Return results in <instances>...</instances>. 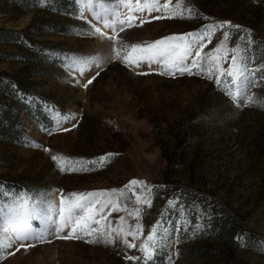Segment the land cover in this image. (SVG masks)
<instances>
[{
  "label": "rangeland",
  "instance_id": "1",
  "mask_svg": "<svg viewBox=\"0 0 264 264\" xmlns=\"http://www.w3.org/2000/svg\"><path fill=\"white\" fill-rule=\"evenodd\" d=\"M75 7L77 17L54 0H0V264H264V0ZM93 13L125 24L113 34ZM205 31L199 66L191 67L196 46L185 62L191 74L143 58L162 37ZM113 43L120 56H109ZM218 44L217 68L203 58ZM129 52L135 63L123 59ZM233 55L256 72L247 102L232 101ZM90 192L86 231L70 236L62 197L66 207L79 199L73 193ZM18 198L40 210L30 219L39 240L12 233L8 209Z\"/></svg>",
  "mask_w": 264,
  "mask_h": 264
},
{
  "label": "snow or ice",
  "instance_id": "2",
  "mask_svg": "<svg viewBox=\"0 0 264 264\" xmlns=\"http://www.w3.org/2000/svg\"><path fill=\"white\" fill-rule=\"evenodd\" d=\"M165 5H167L168 0H164ZM118 3H129V0H118ZM156 3V0H143V4L145 6L153 5ZM136 4L140 5L141 0H136ZM149 11H151V7H149ZM96 16L97 20L103 24L105 29H111L113 34L116 32L118 27H123L125 21H120L118 25L115 21H109L108 19H101L99 15L93 13ZM87 23L91 24L90 21ZM230 24V21H218L211 25L204 26L206 29H214L217 25L220 28H223L224 25ZM239 27V26H235ZM91 29L99 34L101 37H106L109 41H114V35H108L107 32L101 31L99 27L95 24H91ZM204 36H208L211 38V32L205 31L203 35L201 33L196 32H188V33H180V34H173L167 37H162L154 42H152V46L143 50V58L152 61L156 59L159 63H162L165 66V70L169 73V75H173L176 71L180 73H189L190 67L185 65L186 60L191 55V50L194 46L197 47L196 56L191 60V67H197L198 60L201 59V54L199 49L204 47L205 41ZM227 36V33H225ZM138 48L137 45H132V50L135 51ZM221 45H217L216 48L212 49V53H208L203 59H207L210 63H214L215 67H219L218 60L219 55L218 53L221 52ZM112 52H116L115 44L111 45V51L109 52V56H111ZM213 53H216L214 55ZM122 52H116L117 56H120ZM123 59L128 61L129 63H135L136 61L133 59L132 52L123 55ZM232 64L229 66L227 70V76L230 77L231 80V87L236 89L235 95H232V101L235 103L240 99H244L245 102L250 99L247 95V90L250 85L255 84L256 82V72L249 70L246 65H244V58L240 59V62H237V57L233 55L232 57ZM87 62V61H86ZM258 71V70H257ZM212 77L209 76V79ZM90 82V81H89ZM220 82V77H217V83ZM231 95V93H226ZM75 127V125H73ZM110 155V154H106ZM101 162L105 161V156H101ZM52 160L57 162L59 165V161L57 156H52ZM131 184H137L139 181L133 179L130 181ZM115 191V190H112ZM73 196H79V199L72 200L68 203L65 207L63 206V197H62V206L60 209V216L63 220L64 227H71V231L69 235L71 236L72 232L75 231H86V225L88 224V220L93 215V208L91 206V200L86 199L85 197H91L93 200L95 199L94 193H73ZM172 203L171 199L168 201ZM142 203H150V201H142ZM113 208L115 205L113 204ZM80 212L86 213V215H79ZM2 214V213H0ZM32 217H40V210L35 206H29L27 201H24L22 198H18V203L12 205L8 209L7 215V223L11 226V231L14 233L15 238L17 240L24 239L27 240L30 237L36 240H39L41 237L38 235H34V228L33 225L30 223V219ZM157 225H153V228H156ZM140 225H137V231H139ZM61 228L58 226L57 231H60ZM131 234L133 238L136 237V232L132 233H125V235ZM153 232L148 233V238L153 239ZM67 239V237H65ZM167 240V237H161L160 241L153 240V243H162ZM111 243L110 240L106 241ZM123 243L127 247H133V244L127 240H123ZM140 250L144 253V255L148 256V249L145 243L140 244ZM131 259H136V257H131Z\"/></svg>",
  "mask_w": 264,
  "mask_h": 264
},
{
  "label": "trees",
  "instance_id": "3",
  "mask_svg": "<svg viewBox=\"0 0 264 264\" xmlns=\"http://www.w3.org/2000/svg\"><path fill=\"white\" fill-rule=\"evenodd\" d=\"M54 3L56 5H58V7L61 9V10H64V11H69L70 13H73V15L75 17H77L79 14H81L82 12L79 11L78 8H68V5L72 3V0H54ZM70 20V19H69ZM71 21V20H70ZM75 22L77 23H82L84 22V19L83 18H78L77 20H75ZM58 30H62L64 31L66 29L65 25L62 24L61 22H57L56 26H55ZM51 47H54L53 45H51ZM16 85L19 87V88H25L24 84L21 82V80H17L16 81ZM43 95V94H42ZM44 99H48L49 102H51V104H55L56 103V100L52 97H44ZM25 106V104H23ZM28 108V107H27ZM29 109V108H28ZM62 112H66L65 108H61ZM29 111V110H27ZM5 113H10V110L9 108L6 109V112ZM11 120V119H10ZM10 125H8V127L6 128V130H8L10 132V129L12 128V124L11 122L9 123ZM7 131V132H8ZM226 235H227V239L228 241L235 245L236 244V241L234 240V230L233 229H228L227 232H226Z\"/></svg>",
  "mask_w": 264,
  "mask_h": 264
}]
</instances>
